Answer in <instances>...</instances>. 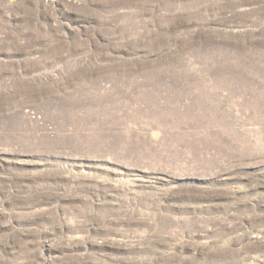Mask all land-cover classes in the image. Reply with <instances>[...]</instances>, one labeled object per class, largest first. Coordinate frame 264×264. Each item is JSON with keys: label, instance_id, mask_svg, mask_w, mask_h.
Segmentation results:
<instances>
[{"label": "rangeland", "instance_id": "obj_1", "mask_svg": "<svg viewBox=\"0 0 264 264\" xmlns=\"http://www.w3.org/2000/svg\"><path fill=\"white\" fill-rule=\"evenodd\" d=\"M0 264H264V0H0Z\"/></svg>", "mask_w": 264, "mask_h": 264}]
</instances>
